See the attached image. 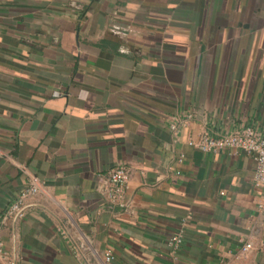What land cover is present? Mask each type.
I'll use <instances>...</instances> for the list:
<instances>
[{"label":"crops","instance_id":"obj_1","mask_svg":"<svg viewBox=\"0 0 264 264\" xmlns=\"http://www.w3.org/2000/svg\"><path fill=\"white\" fill-rule=\"evenodd\" d=\"M74 1L0 0V264H264L253 158L188 144L264 137V0Z\"/></svg>","mask_w":264,"mask_h":264},{"label":"built area","instance_id":"obj_2","mask_svg":"<svg viewBox=\"0 0 264 264\" xmlns=\"http://www.w3.org/2000/svg\"><path fill=\"white\" fill-rule=\"evenodd\" d=\"M70 3H75L74 0H69ZM180 122L178 119L170 121L168 126L171 130L176 131ZM188 144L194 149L201 152H217L220 150H232L241 151L253 158L254 161V174L253 180L256 186H259L264 191V137L261 136L253 127L245 126L241 128H235L231 131L221 133L218 135H211L207 132H200L196 137L188 139ZM180 157L178 160L180 161ZM171 169L172 167H168ZM107 182L106 194L108 200L113 205L125 206L124 194L128 187L130 178V172L127 166L124 164H117L110 168L105 175ZM39 185L32 183L24 187L21 192L17 195L7 209L4 211L3 218H17L23 215L24 202L30 196L36 194ZM183 230L172 233L168 238V246L171 252H176L178 247L183 241ZM2 242L0 240V250ZM252 248L250 242H244L241 250L243 252L248 251ZM106 260L110 261L113 256L110 252L105 255ZM9 264H15L10 262Z\"/></svg>","mask_w":264,"mask_h":264}]
</instances>
